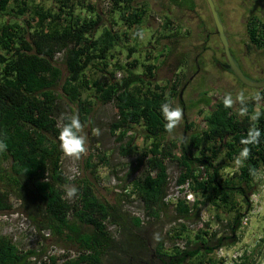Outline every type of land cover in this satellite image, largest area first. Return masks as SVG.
Instances as JSON below:
<instances>
[{"label":"trees","instance_id":"1","mask_svg":"<svg viewBox=\"0 0 264 264\" xmlns=\"http://www.w3.org/2000/svg\"><path fill=\"white\" fill-rule=\"evenodd\" d=\"M96 1L55 0V5L44 7L30 5L27 0H0L1 15L15 8L16 15L24 18V25L6 19L0 22V214L15 210L9 202L13 197L18 209L38 229L49 230L56 239L77 249L74 257L58 263L53 256L48 264H103L104 259L113 264H149L151 260L182 264L200 254V249L203 252L195 264H227L213 254L223 239L233 238L245 217L233 196L240 195L248 205L247 192L258 169L264 168V88L254 89L256 98L239 99L235 110L232 104L223 103L226 95L212 97L203 93L197 101L206 107L200 130L191 131L178 144L165 141L164 134L170 131L159 109L165 102L174 107L177 82L170 86L156 83L154 62L116 60L106 81L86 75L87 68L95 64L104 72L121 39L131 32L139 34V26L147 18V6L135 4L134 0H109L111 10H118L121 20V26L115 29L113 22L103 24V12ZM11 2L14 6H10ZM82 9L88 13L82 14ZM257 21L251 20L247 35L250 43L261 47L264 32L259 31ZM177 25L180 26L166 13L159 28L175 46L185 38ZM29 28L32 32L28 39ZM174 50L169 46L164 55L160 53L164 58L160 64L170 58L180 67L183 54ZM134 51L129 49L128 59ZM138 64L142 72L135 71ZM85 90L92 94L82 96ZM62 96L76 105L81 124L89 122L93 111L91 96L102 104L113 102L116 115L109 131L117 133L118 141L134 125L143 127L146 140L150 139L138 157L143 171L123 195H136L146 214L155 220L160 219L161 210L172 208L169 221L176 225L166 236L176 241L185 238L183 248L173 242L168 250L164 246L167 239L160 238L149 250L147 240L138 232L143 218L124 211L118 202L111 204L99 198L84 177L67 178L58 136L70 116L62 110ZM258 102L260 106L255 111ZM191 128V123L184 126L185 131ZM254 131L259 133L256 142H246ZM133 139L131 136L121 147L123 155L136 153L131 145ZM244 149L246 157L241 155ZM220 154L224 159L217 163ZM167 161L176 162L180 168L177 185L188 182L189 189L212 206L235 211L229 225L231 235L217 237L216 231L204 229H198L192 237L187 233V222L199 219V201L178 199L172 207L164 202L169 178ZM235 161L239 162L237 171L222 178L220 169ZM73 186L77 192L69 200L67 190ZM108 224L118 227L119 240L109 233ZM37 254L34 250L20 252L10 238L0 235V264H31L29 259ZM256 261L252 254H243L230 264Z\"/></svg>","mask_w":264,"mask_h":264},{"label":"rangeland","instance_id":"2","mask_svg":"<svg viewBox=\"0 0 264 264\" xmlns=\"http://www.w3.org/2000/svg\"><path fill=\"white\" fill-rule=\"evenodd\" d=\"M30 5H42L44 7H50L56 4L55 0H27ZM109 0H97V7L103 12V24L109 22L114 23V28L121 26V20L119 19V12L116 9L110 7ZM135 4H144L147 6V18L144 19L143 24L139 26V34L134 35L132 32L127 38H122L118 45L113 50L114 57L111 60L108 58L109 67L104 71H99L100 65L95 64L87 68L86 75L92 79H98L100 81L108 80V71L111 70L114 61L119 60L121 62L128 61L130 59H137L139 63H150L154 62L157 65L155 70V82L160 85L170 86L172 83L177 82V92L179 94L181 87L188 80L191 71L189 69L192 64L191 59L193 53L198 49L196 46L198 40L203 35L194 36L193 39L189 37L184 38L183 43L173 45L162 36L160 32V24L165 16L166 9L171 10L172 4L168 0H134ZM163 4V5H161ZM202 4V3H201ZM10 6H14V3H10ZM149 10V11H148ZM203 10L206 11L205 5ZM82 14L88 13L86 9L79 10ZM78 11V12H79ZM176 24L175 18L171 15L170 17ZM18 21L24 25V18L16 15V9L9 10L6 15L0 14V22L3 20ZM184 26V25H183ZM179 31L187 33L185 29L180 28L177 25ZM32 29L29 28L27 38H30ZM217 43L220 41L219 37H215ZM214 39V38H213ZM231 35H230V38ZM219 40V41H218ZM193 44L190 45V42ZM221 43V42H220ZM173 46L177 52H181L182 63L180 67L172 64L169 58L164 64H160L163 55L167 52L168 47ZM195 46V47H194ZM220 46V44L218 45ZM134 49L131 58H127L129 49ZM212 48V47H211ZM174 50V51H175ZM205 56L208 58L210 53L206 50ZM217 54V50L214 51ZM162 53L163 55H160ZM147 56L150 58L147 59ZM56 60L60 62V56L57 54ZM127 59V60H126ZM146 60H149L147 62ZM207 69L211 70L212 62H207ZM99 66V67H98ZM213 66V65H212ZM97 67V68H96ZM184 67V68H183ZM213 68H215L213 66ZM135 71L142 72V65L138 64ZM247 74V72L245 71ZM122 74V73H121ZM65 75V72H64ZM63 75V76H64ZM116 75V74H115ZM231 73H228L230 76ZM227 76V77H228ZM249 77L255 76L254 74H248ZM212 77V75H211ZM215 77V76H214ZM212 77L209 81L203 79L199 81L198 76H195L189 81V84L183 91V100L185 105H181L176 97L173 98L174 107H179L182 112L180 121L176 126L169 132L164 134L165 141H173L177 144L179 140L184 137L187 138L191 131L200 130L201 119L206 113V107L198 104L197 101L206 93V96L220 97L223 95L231 96L233 109H237V101L239 99H251L256 98L254 90L245 88L237 81L231 80L230 78H222L217 81L216 78ZM200 82V83H199ZM56 91H60L57 87ZM82 96L92 94L91 91H82ZM91 99L94 102L93 111L90 114L89 122L81 124L79 134L85 138L86 150L79 154L78 157L68 156L64 153L62 158V168L66 173H70L72 167L77 165L80 168L81 176L84 177L93 187L94 193L111 204L118 202L122 209L128 213L139 215L143 218L142 228L138 231L139 234L147 240L149 244V250L152 249L153 245L158 239H167L165 242V248L170 249L172 243H184V239L171 240L168 239L166 232L176 225L175 221H169V216L173 213L172 208H168L166 211H160V219L155 220L152 216L147 215L143 210L142 204L136 198V195L131 194L128 197L123 195L124 189L130 191L132 180L139 176L143 171V165L138 162V157L143 151L145 146L149 143V140L145 138V132L141 125H134L133 128H129L126 136L122 141L116 139V135H112L109 131L111 122L115 119L116 109L113 102L105 104L99 103L93 96ZM62 110L65 114L72 116L77 115V108L74 103L68 102L63 96L61 98ZM260 106L259 102L255 106V111ZM239 114L244 113L239 111ZM192 124L190 131H185L184 126ZM133 136V143L136 153H130L123 155L121 147ZM178 150H175L177 153ZM91 159L88 160V157ZM223 156L220 154L217 163L223 162ZM91 166H87L88 163ZM167 172H168V184L166 188V195L169 199L181 196L177 185V177L180 172V168L174 161H167ZM239 162L235 161L230 163L228 166L220 169V175L222 178L231 176L232 173L237 171ZM200 167H198V170ZM249 203L242 202L240 195H234L233 199L236 201V206L240 207V211L247 217L246 223L243 224L242 218L240 226L232 234L233 238L223 239L222 244L214 250V254L218 253L219 248L225 253V255H232L239 253L240 255L252 254L256 258V264H264V169L257 172L254 181L250 186V190L247 192ZM66 198L69 200L73 199V196L69 197L66 194ZM195 199L199 201V219L189 220L187 228L190 230L189 235L192 237L193 233L198 229H204L207 231H216L217 237H225L230 234L229 225L235 214L234 210H230L227 207L216 208L212 206L206 199L195 195ZM10 204L15 210L13 212L0 214V235L6 236L16 245L20 252L34 250L38 254L29 259L31 264H48L50 257H56L58 263L64 260L74 257L76 255V248L72 244L63 243L60 239H56L49 230L38 229L35 224L25 216L21 210L18 209V203L15 198L10 197ZM166 214V215H165ZM107 229L115 239L119 240L121 237L120 231L117 226L108 224ZM200 254L193 258H187L182 264H195L199 260V255L203 252L200 249ZM232 258L227 264L232 263ZM112 261V260H111ZM103 264H113L110 260H103ZM149 264H158L154 261H150Z\"/></svg>","mask_w":264,"mask_h":264},{"label":"flooded vegetation","instance_id":"3","mask_svg":"<svg viewBox=\"0 0 264 264\" xmlns=\"http://www.w3.org/2000/svg\"><path fill=\"white\" fill-rule=\"evenodd\" d=\"M262 2L264 3V0ZM170 3L172 4V9H166V13L170 17L172 15L176 19L175 21L187 31L186 34L184 33L186 37L193 39L194 36L203 35L198 40V46H196L198 50L192 55V64H190L191 67L189 69L191 74L181 87V94L180 92L178 94L177 99L179 103L185 105L183 91L189 84V81L195 76H198L199 81H203L204 78H208L209 81L215 76L214 78L217 81L222 80V78H230L239 83V80L228 68L223 46L220 43L221 41H219L220 39L217 43L215 38L218 34L206 0H175ZM213 3L223 25L232 59L246 77L252 80L264 79V45L261 47L253 45L250 43L247 35V27L252 19L258 20V29L260 32H264V17L261 15L259 1L213 0ZM203 5H205L206 11L203 10ZM230 35L232 40L229 39ZM192 44L193 41L190 42V45ZM219 44L220 46H218ZM206 50H209L210 53L208 58L205 56ZM215 50H217V54L214 52ZM208 61L212 62L215 68L209 65L211 66V70H208L206 67L208 66ZM228 73H231V75L228 76ZM248 74H254L255 76L249 77ZM239 85L249 88L241 83ZM182 109L184 110V107Z\"/></svg>","mask_w":264,"mask_h":264},{"label":"clouds","instance_id":"4","mask_svg":"<svg viewBox=\"0 0 264 264\" xmlns=\"http://www.w3.org/2000/svg\"><path fill=\"white\" fill-rule=\"evenodd\" d=\"M223 103L225 106H230L232 104L231 96H225ZM163 120L166 122L165 127L168 131H171L176 124L180 121L182 112L179 107H172L170 103L165 102L160 105L159 109ZM81 123L79 116L73 114L68 118V122L63 125L59 131V145L63 153L68 156L78 157L79 154L83 153L85 148V138L80 135ZM259 136L258 132H251L249 134V139L246 141L248 143L256 142L257 137ZM3 145H0L2 148ZM242 156H247V149H244ZM77 192V189L73 186L68 188L67 195L69 197L74 196Z\"/></svg>","mask_w":264,"mask_h":264},{"label":"water","instance_id":"5","mask_svg":"<svg viewBox=\"0 0 264 264\" xmlns=\"http://www.w3.org/2000/svg\"><path fill=\"white\" fill-rule=\"evenodd\" d=\"M259 1V5L261 6V15L264 17V3L262 2V0H258ZM207 5L210 9V13L213 19V22L216 26V32L218 34V37L221 41V44L223 46V51H224V55L228 64V68L229 70L235 75V77L239 80V83L249 87V88H253V89H263L264 88V79L261 80H252L248 77H246L242 71L240 70V68L238 67V65L236 64V62L232 59L230 52H229V46H228V41H227V37L226 34L224 32V28L223 25L218 17L215 5L213 3V0H206ZM182 91H180L181 94Z\"/></svg>","mask_w":264,"mask_h":264},{"label":"built area","instance_id":"6","mask_svg":"<svg viewBox=\"0 0 264 264\" xmlns=\"http://www.w3.org/2000/svg\"><path fill=\"white\" fill-rule=\"evenodd\" d=\"M64 173L65 175H67V178H69L70 180L77 179L81 176L80 168L77 165H74V167H72L70 173H66L65 171ZM178 188H179V191H181V196L178 197V195H176V197L169 199L168 195H165L163 198L164 202L168 204L170 207H172L173 204L178 199H184L186 202H189V203H192L195 200V193L189 189L188 182L178 185ZM246 220H247V217H244L242 223L245 224ZM176 245H178L181 248L184 247V243L176 242ZM217 256L220 258H223L224 261L228 263L232 258L237 259L240 256V254L239 253L233 254L231 257V255H227V254L225 255V253H223V251L219 248Z\"/></svg>","mask_w":264,"mask_h":264},{"label":"bare ground","instance_id":"7","mask_svg":"<svg viewBox=\"0 0 264 264\" xmlns=\"http://www.w3.org/2000/svg\"><path fill=\"white\" fill-rule=\"evenodd\" d=\"M244 86H245V85H244ZM246 87H247V86H246ZM252 89H253V88H252ZM261 169H264V168L261 167L260 169H258V172H259Z\"/></svg>","mask_w":264,"mask_h":264}]
</instances>
